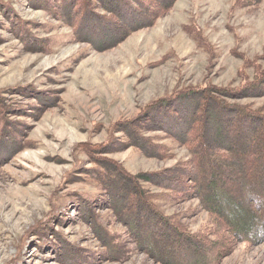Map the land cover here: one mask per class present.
Wrapping results in <instances>:
<instances>
[{
  "label": "trees",
  "instance_id": "16d2710c",
  "mask_svg": "<svg viewBox=\"0 0 264 264\" xmlns=\"http://www.w3.org/2000/svg\"><path fill=\"white\" fill-rule=\"evenodd\" d=\"M28 1L70 26L73 39L102 50L152 25L175 0ZM259 1L234 0L232 7ZM28 22L32 21L14 12L11 29L24 48L44 49L49 37L38 36ZM185 29L197 45L213 53L200 28ZM238 55L239 82L177 85L132 116L116 120L105 139L77 143L90 164L78 162L69 176L94 190L75 191L73 208L103 249L95 255L85 253L58 236L50 223L54 215L46 217L33 230L39 228L44 239L53 236V246L61 247L56 254L60 264H90L94 256L117 259L134 249L159 264H216L239 241H264V104L240 100L264 95V65L257 59L260 55L249 57L240 51ZM16 92L32 99L15 104L0 93V157L23 146L26 124L12 115L37 116L54 103L51 93L31 85H20ZM176 144L185 147V157L158 169L131 171L107 154L134 146L145 155L162 158L173 155ZM190 199L207 213L196 228L184 220L193 208L166 212L160 203ZM105 211L111 215L106 221Z\"/></svg>",
  "mask_w": 264,
  "mask_h": 264
},
{
  "label": "rangeland",
  "instance_id": "374dc122",
  "mask_svg": "<svg viewBox=\"0 0 264 264\" xmlns=\"http://www.w3.org/2000/svg\"><path fill=\"white\" fill-rule=\"evenodd\" d=\"M233 1L175 0L152 25L97 50L73 39L70 26L28 0H0V93L21 105L32 98L16 92L20 85L54 96V103L37 116L12 115L26 126L23 146L0 157V264H60L56 254L61 247L53 246V236L44 239L39 228L33 230L39 220L52 215L50 223L58 236L85 253H100V242L73 208L75 191L94 190L69 176L78 162L90 164L77 143L105 139L116 120L132 116L177 85L239 82V51L249 57L260 55L257 59L264 65V0L235 8ZM14 12L32 21L28 24L38 36L49 37V45L41 50L24 48L11 29ZM187 25L202 30L213 53L197 45ZM240 100L264 104V95ZM172 150L173 155L162 158L145 155L134 146L107 154L137 171L158 169L186 155L181 145ZM160 203L166 212L193 208L184 219L192 228L207 218L196 199ZM102 215L104 221L111 217L106 211ZM90 264L159 263L134 249L117 259L94 256ZM216 264H264V241H239Z\"/></svg>",
  "mask_w": 264,
  "mask_h": 264
}]
</instances>
